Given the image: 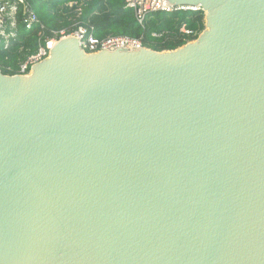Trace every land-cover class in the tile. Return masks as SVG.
Returning <instances> with one entry per match:
<instances>
[{"label": "water", "instance_id": "obj_1", "mask_svg": "<svg viewBox=\"0 0 264 264\" xmlns=\"http://www.w3.org/2000/svg\"><path fill=\"white\" fill-rule=\"evenodd\" d=\"M168 1L176 49L0 70V264H264V0Z\"/></svg>", "mask_w": 264, "mask_h": 264}, {"label": "trees", "instance_id": "obj_2", "mask_svg": "<svg viewBox=\"0 0 264 264\" xmlns=\"http://www.w3.org/2000/svg\"><path fill=\"white\" fill-rule=\"evenodd\" d=\"M40 21L48 31L72 29L73 23L93 26L96 37L127 36L141 38L145 46L156 50H173L185 44L179 32L182 24L194 32L205 28L204 12L198 10L155 11L146 15L143 25H139L124 0H28ZM68 2H75L72 7ZM80 8L79 13L76 11ZM49 32V33H51ZM159 32L160 38L151 36ZM36 30L21 29L20 36L8 49L0 52V70L8 73L7 66L17 67L18 59L36 49ZM19 47L22 50L19 51Z\"/></svg>", "mask_w": 264, "mask_h": 264}, {"label": "built area", "instance_id": "obj_3", "mask_svg": "<svg viewBox=\"0 0 264 264\" xmlns=\"http://www.w3.org/2000/svg\"><path fill=\"white\" fill-rule=\"evenodd\" d=\"M75 2H68L66 6L72 7ZM125 8L132 10L139 25H143L146 15L150 12L176 10H198V7L175 6L168 0H124ZM80 8L76 11L79 13ZM21 29L36 30V49L27 53L22 59H18L17 67L7 66L6 75H23L31 73L32 66L48 58L52 48L61 40L75 38L79 47L85 53H96L102 50L115 51L126 48L127 51H136L145 46L141 38H130L127 36H108L98 38L93 33L94 27L73 23L72 29H61L59 31H48L38 18L35 10L28 0H0V52L8 50L20 36ZM51 32V33H49ZM179 32L184 36L185 43L193 41L199 33L187 28L182 24ZM152 37L160 38L159 32L151 33ZM22 47H19V51Z\"/></svg>", "mask_w": 264, "mask_h": 264}]
</instances>
